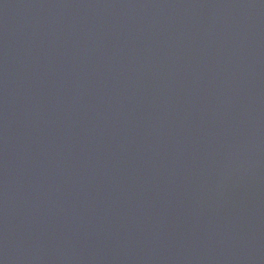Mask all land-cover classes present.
I'll return each mask as SVG.
<instances>
[{"label": "water", "instance_id": "1", "mask_svg": "<svg viewBox=\"0 0 264 264\" xmlns=\"http://www.w3.org/2000/svg\"><path fill=\"white\" fill-rule=\"evenodd\" d=\"M0 264H264V0H0Z\"/></svg>", "mask_w": 264, "mask_h": 264}]
</instances>
